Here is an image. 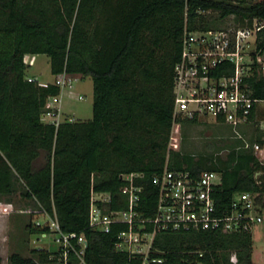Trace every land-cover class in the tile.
Returning a JSON list of instances; mask_svg holds the SVG:
<instances>
[{"label":"trees","instance_id":"16d2710c","mask_svg":"<svg viewBox=\"0 0 264 264\" xmlns=\"http://www.w3.org/2000/svg\"><path fill=\"white\" fill-rule=\"evenodd\" d=\"M230 15L241 22L264 15V0H0V197L20 192L62 232L83 234V264H142L140 256L116 249L124 224H113L109 233L89 225L92 192L109 194V202L96 201L100 208H126L123 174L142 175L138 210L146 218L155 214L153 178L166 167L192 175L216 171L221 185L213 196L221 207H228L234 193L247 191L258 193L264 209V163L243 143L212 163L165 166L184 28H215L213 20ZM27 55H46L55 77H89L92 118L57 126L44 122L46 101L60 88L29 81ZM248 82L253 96L264 98V78ZM252 143L264 146V137L255 135ZM25 229L29 235L53 234L48 222L30 221ZM150 257L162 258L163 264H256L249 231L161 232ZM8 264L65 262L57 246L54 251L32 248L27 256L12 252ZM67 264H81L74 251Z\"/></svg>","mask_w":264,"mask_h":264},{"label":"built area","instance_id":"2783aa9c","mask_svg":"<svg viewBox=\"0 0 264 264\" xmlns=\"http://www.w3.org/2000/svg\"><path fill=\"white\" fill-rule=\"evenodd\" d=\"M227 1L237 3L238 0ZM229 17H233L232 24L221 28L190 29L185 26L181 56L174 67V124H180L183 119L200 121L206 118L234 126L257 121L258 107L264 104V98L253 96L248 79L253 76L264 78V15L245 16L243 22L235 15ZM25 63L32 65L33 61L25 58ZM76 80L77 77L67 73L55 77L54 83L60 92L46 101L41 115L44 122L57 126L77 120L75 115L64 113L60 105L62 97L71 94ZM78 98L82 99L81 96ZM260 123L264 130V120ZM251 148L263 162L258 154L264 152V146L254 143ZM141 177L135 172L121 175L126 182L123 193L127 203L122 210L100 208L96 201L109 202L110 196L92 192L89 225L109 233L113 224H124L126 228L116 234V249L140 256L142 264L164 263L162 258L150 257L158 233L251 232L255 224L263 222L264 209L257 202L258 193L236 192L228 207L223 208L213 196L214 190L221 185L218 172L204 170L199 175H192L186 170L167 167L153 178L158 189L155 214L146 218L138 210L143 188L137 179ZM49 226L65 264L70 251H74L83 264L87 246L84 235L64 233L56 221H51Z\"/></svg>","mask_w":264,"mask_h":264},{"label":"rangeland","instance_id":"374dc122","mask_svg":"<svg viewBox=\"0 0 264 264\" xmlns=\"http://www.w3.org/2000/svg\"><path fill=\"white\" fill-rule=\"evenodd\" d=\"M210 19H215L217 13H205ZM215 28L232 24L233 17L213 20ZM27 75H35L43 82L52 80V73L48 57L39 55L37 64L28 68ZM81 96L82 99H79ZM93 82L89 77H78L74 82L71 95L61 100L64 113L75 115L80 121L92 118ZM258 112L264 115V104H259ZM264 120V118H263ZM261 119L250 124L231 125L215 123L212 118H206L195 123L173 124L168 151L165 156V166L176 165L186 161L212 163L218 159H225L229 150L235 145L244 144L251 147L255 135L264 137ZM248 144L249 146H246ZM170 150L173 152L171 153ZM264 163V152L258 154ZM32 212V213H31ZM263 222L255 224L251 229L253 239V259L256 264H264V211ZM48 222L49 219L42 212L35 209L31 201H27L17 192L11 197H0V264H8V256L12 252L29 255L32 248L56 250L57 246L52 235H29L25 229L28 222ZM230 261L235 262L232 254Z\"/></svg>","mask_w":264,"mask_h":264},{"label":"crops","instance_id":"0c3cea01","mask_svg":"<svg viewBox=\"0 0 264 264\" xmlns=\"http://www.w3.org/2000/svg\"><path fill=\"white\" fill-rule=\"evenodd\" d=\"M38 56H39V55H27V56L25 57V58L30 59V60L33 61V64H32V65H29V68L37 64ZM48 62H49V59H48ZM75 77H77V79H78L79 76H75ZM80 77H81V76H80ZM27 78H32V79H34L35 81H37L40 85H45V84H48V83H52V82H54L55 76L52 75V80H46V81H43V82H41V81L38 79V77L35 76V75H27ZM70 95H71V94L64 95V96L62 97V99L65 98V97L67 98V96H70ZM61 108H62V107H61ZM62 111H63V110H62ZM258 113H259V112H258ZM73 115H74V114H73Z\"/></svg>","mask_w":264,"mask_h":264}]
</instances>
